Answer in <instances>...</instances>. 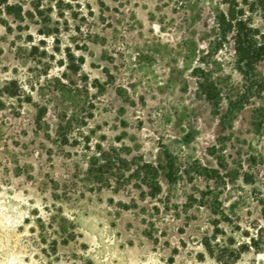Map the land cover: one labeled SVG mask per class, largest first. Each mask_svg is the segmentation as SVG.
Segmentation results:
<instances>
[{
    "label": "rangeland",
    "instance_id": "374dc122",
    "mask_svg": "<svg viewBox=\"0 0 264 264\" xmlns=\"http://www.w3.org/2000/svg\"><path fill=\"white\" fill-rule=\"evenodd\" d=\"M224 6L0 0V264H264V60L216 49Z\"/></svg>",
    "mask_w": 264,
    "mask_h": 264
},
{
    "label": "trees",
    "instance_id": "16d2710c",
    "mask_svg": "<svg viewBox=\"0 0 264 264\" xmlns=\"http://www.w3.org/2000/svg\"><path fill=\"white\" fill-rule=\"evenodd\" d=\"M225 6L217 9L215 28L218 36L216 49L229 44L233 50V67L250 87L263 88L258 66L264 60V0H223ZM103 163L90 169L102 172L110 158L100 154ZM206 247L211 250L210 243Z\"/></svg>",
    "mask_w": 264,
    "mask_h": 264
}]
</instances>
